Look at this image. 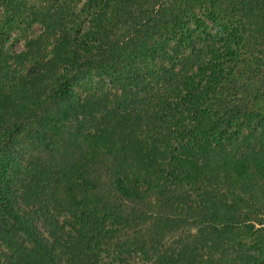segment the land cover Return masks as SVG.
<instances>
[{"label":"trees","instance_id":"1","mask_svg":"<svg viewBox=\"0 0 264 264\" xmlns=\"http://www.w3.org/2000/svg\"><path fill=\"white\" fill-rule=\"evenodd\" d=\"M263 135L264 0H0V264H264Z\"/></svg>","mask_w":264,"mask_h":264},{"label":"rangeland","instance_id":"2","mask_svg":"<svg viewBox=\"0 0 264 264\" xmlns=\"http://www.w3.org/2000/svg\"><path fill=\"white\" fill-rule=\"evenodd\" d=\"M199 19H200V25H203L204 24V26H209V23L205 20V19H203V17L202 16H199ZM189 27H190V29L191 30H194V24H190L189 25ZM20 28H25V26H23L22 24H20ZM34 30H37V28H34ZM13 35H15L14 33H13ZM23 35V34H22ZM20 37H22V36H19V39H21ZM21 40H20V42L18 43V44H15V50L16 51H20L21 50ZM94 82L95 81H97V79H94L93 80ZM99 88L98 89H100L101 87L103 88V90H105L106 92H108V90H109V92H113V90L110 88V86L107 84V82L105 81V80H103L102 82H100V84H99V86H98ZM250 119V118H249ZM248 119V122L245 124V126L244 127H242L241 128V134H244V136L245 135H248V136H250L251 134L252 135H255V134H253L248 128H252L254 131H258V126H259V124H258V126H257V124L256 123H258V121H256L255 120V118H251L250 120ZM254 121H256V122H254ZM256 124V125H255ZM254 127V128H253ZM251 129V130H252ZM262 133V130L259 132V134H261ZM262 138H264V135H263V137ZM262 138H261V140H262ZM239 139V138H238ZM242 144V147H245V145L243 144V143H241ZM252 146L253 145H255V143L254 144H251ZM214 257H216V261L217 260H219L222 256L221 255H218L217 253L214 255Z\"/></svg>","mask_w":264,"mask_h":264}]
</instances>
